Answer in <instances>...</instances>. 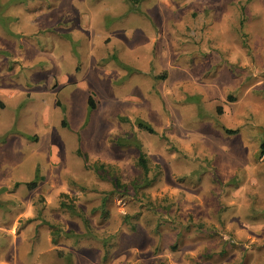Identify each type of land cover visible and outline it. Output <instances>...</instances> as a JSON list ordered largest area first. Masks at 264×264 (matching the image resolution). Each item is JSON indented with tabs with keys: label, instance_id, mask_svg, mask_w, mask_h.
<instances>
[{
	"label": "rangeland",
	"instance_id": "1",
	"mask_svg": "<svg viewBox=\"0 0 264 264\" xmlns=\"http://www.w3.org/2000/svg\"><path fill=\"white\" fill-rule=\"evenodd\" d=\"M263 142L264 0H0V264H264Z\"/></svg>",
	"mask_w": 264,
	"mask_h": 264
},
{
	"label": "trees",
	"instance_id": "2",
	"mask_svg": "<svg viewBox=\"0 0 264 264\" xmlns=\"http://www.w3.org/2000/svg\"><path fill=\"white\" fill-rule=\"evenodd\" d=\"M89 108L90 109L93 108V103L91 101H89ZM138 128L141 129V130H143V131H145V132H147L148 134H154L153 129L149 125H147V124H145L143 122H138ZM227 133L233 135V134H236L237 132L236 131L229 130V131H227ZM261 150H262V153H264V142L261 145ZM137 163L142 168V170L146 173L147 172V165H146V159H145L144 155L141 154L138 157ZM36 187H37V185L34 182H31V183H27L26 184V188H28L29 190L35 189ZM62 205L69 212H71V211L74 210V208L72 206H70V205H67V204H64V203Z\"/></svg>",
	"mask_w": 264,
	"mask_h": 264
}]
</instances>
